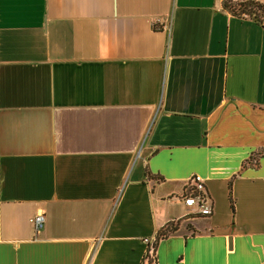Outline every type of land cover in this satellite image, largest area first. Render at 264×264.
<instances>
[{"label": "crops", "instance_id": "obj_1", "mask_svg": "<svg viewBox=\"0 0 264 264\" xmlns=\"http://www.w3.org/2000/svg\"><path fill=\"white\" fill-rule=\"evenodd\" d=\"M223 1L0 0V264H140L173 221L157 264H264V29Z\"/></svg>", "mask_w": 264, "mask_h": 264}, {"label": "trees", "instance_id": "obj_2", "mask_svg": "<svg viewBox=\"0 0 264 264\" xmlns=\"http://www.w3.org/2000/svg\"><path fill=\"white\" fill-rule=\"evenodd\" d=\"M223 8L230 11L234 16L242 19L248 18L253 20L256 24L260 25L264 29V4L256 3L253 1H238L236 3H233L232 0H224ZM263 157L264 148L254 151L242 164L241 170L245 169L246 167H257L259 160ZM146 174L148 175V177H151L149 173L146 172ZM151 178L156 182L162 181V178L158 176H154ZM231 183V181L228 183V199L230 203L231 213L234 214V203L231 196ZM186 193L187 192H185V194ZM179 223L180 221L167 223L155 234V236L151 240L148 241L140 264H157L155 250L158 242L174 234L178 230Z\"/></svg>", "mask_w": 264, "mask_h": 264}, {"label": "built area", "instance_id": "obj_3", "mask_svg": "<svg viewBox=\"0 0 264 264\" xmlns=\"http://www.w3.org/2000/svg\"><path fill=\"white\" fill-rule=\"evenodd\" d=\"M189 187L184 191L181 196V201L188 206L197 205V214L200 216H209L211 214V207L209 205V197L204 189L203 178L199 175H193L188 179ZM185 192H187L185 194ZM44 218L42 214L33 216L30 219V224L32 225L35 232L40 231L43 227ZM148 242V241H147Z\"/></svg>", "mask_w": 264, "mask_h": 264}]
</instances>
